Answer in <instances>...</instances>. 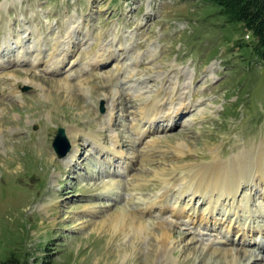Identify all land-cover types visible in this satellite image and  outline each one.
Returning a JSON list of instances; mask_svg holds the SVG:
<instances>
[{
  "label": "rangeland",
  "instance_id": "1",
  "mask_svg": "<svg viewBox=\"0 0 264 264\" xmlns=\"http://www.w3.org/2000/svg\"><path fill=\"white\" fill-rule=\"evenodd\" d=\"M252 42L207 0H0V261L14 249L30 264H166L156 237L133 243L126 223L116 229L125 210L149 231L171 227L178 264H217L187 249L222 235L188 216L207 200L178 190L214 160L252 156L259 169L264 57ZM146 102L151 115L186 109L149 130ZM59 127L66 156L53 145ZM243 186L218 206L221 223L247 227L250 208L264 223V184ZM240 232L227 247L245 259Z\"/></svg>",
  "mask_w": 264,
  "mask_h": 264
},
{
  "label": "bare ground",
  "instance_id": "2",
  "mask_svg": "<svg viewBox=\"0 0 264 264\" xmlns=\"http://www.w3.org/2000/svg\"><path fill=\"white\" fill-rule=\"evenodd\" d=\"M7 45L9 46V44H7ZM107 57H109V54L107 55ZM62 59L64 60L65 57H62L61 60ZM103 60H105V58ZM57 62H59V63H56L57 67L61 68V66H59V64L61 62L60 61H57ZM151 102H153V101H151ZM143 104H144V106H141V109H142L141 113L142 114L144 113V115L147 116V117H145V116L144 117L147 120V123H149V125H150L149 130H151L152 127H154L155 124L159 120L166 119L169 116H171V117L175 116L176 117V115H178L180 111H182V110L184 111L186 109V108L185 109L181 108L178 112V110H177L178 109L177 107H179L178 105L179 104L184 105V103H182V102H179L178 105L173 107V110L170 109L167 111H166V108L157 109L156 106H154L155 110H157V111L159 110L162 112H156V113L153 112V115H155V117H154V120L150 119V121H152V124L153 123H155V124H153L151 126L148 117L153 116V115H151V112L153 111V106H152L153 104H151V103L147 104V102L143 103ZM157 105H160V104H157ZM160 107H161V105H160ZM167 127H164L163 129H166ZM146 132H147V130H144L143 132L141 130H139V135L142 136ZM74 134L77 135L78 132H76ZM114 144H119V140L114 139ZM110 152L114 153V157L115 156L117 157L119 155V157L122 158L124 156L123 153H120L119 151L110 150ZM112 159H113V157H112ZM252 159H253L252 156L248 157V156L242 155L241 158H238V160L233 159L231 161V163L227 164V165L220 163V162H216L218 160H214L213 164L211 166L206 167L205 169H202V171L201 170L196 171L193 174V176L190 178V180L188 182L184 183V185H185V187H183L184 189H182V190L177 189L179 191L178 194H183V191L188 189V190H191L192 197L200 196L205 201L207 200L208 205L203 209V212L199 213V211L193 209L194 213L188 212V216H190L192 221H196V218H198L197 222L199 220V224H201L205 220V224H207L206 226H209L208 223H211V225H214L212 227V231L218 230L220 228L218 230V233H222V235L217 234L214 237H212L210 235L211 237L208 238L210 240L208 243H201V245L198 247L197 246L196 247H191V246L188 247L187 249L189 250V252H193L194 255H196V257H201V258H206V259L209 258L211 260L216 261L217 264H249V263H251V261L256 262L257 257H260L259 254L262 252V251L258 252L254 248L259 249V250H263V252H264V243H263L264 240L258 239V236L264 237V223H260L258 220H256L254 218L257 215L255 216V214H253V212H254L253 209H251V208H250L251 210L249 209L248 217H250V215H252V216L249 219L250 224L247 223L248 224L247 227L242 225L241 222L239 223L238 226H236L235 224H233V218L232 217H230L228 221L226 220L227 224L225 225L226 221H224V223H221V221H219V219L216 216V210H217L218 206L220 204H222L223 202L225 204V201L227 199H230V198L235 199L237 197V194L240 191V189L242 190V188L244 187L243 186L244 183H248L249 186L250 185L254 186V185H257L260 181L262 184H264V151L262 149H260L258 156H257V159L254 160L255 164L259 165V169L254 170V171L252 170L254 167L251 169ZM128 167L129 166L127 165V169H128ZM167 183H170L173 186L176 184L175 181H171L170 179L167 180ZM167 191H168V189H167ZM168 198H170V197H169L168 192H166V193H162L158 199L147 202V206L150 207L149 211L152 209V207L153 208L156 207V209H158V211L159 210L162 211L164 208L163 207L164 202L168 201ZM248 201H249V199H248ZM248 201L244 204V210H247L250 207L248 205V203H249ZM185 208L186 207L184 205V206H182V209L180 208V210L178 209V211H172V212L174 213L175 216H179L180 214H182L184 212L183 210H185ZM129 210H131V209H129ZM206 211L208 212V214H206L207 213ZM133 212H134V210H133ZM260 214H263V213L261 212ZM131 217H132L131 213L129 214L124 210L123 212H118V213L114 214L112 222L117 223L116 229H117V227H119L121 225L123 226V224L126 223V225H124V226H126L130 231H132L131 242H133V243L135 241L141 240L142 238L140 235L143 232L147 231L148 235L150 234L151 236L156 237V240L159 242L157 249H160V252L162 254L161 257H164L166 264H178L177 262L173 261L171 258V256L173 255V251L179 247L178 245H175V243H174L175 240H172V237L174 235V231L171 230V227L167 226L165 224L166 222L165 223L162 222V223H159L155 229L149 231V229L147 228L146 225L139 223L137 220H135L134 218H131ZM235 217L237 219L236 222H238L241 219V217H239V215H236ZM217 221H218V223H216ZM255 221H258L257 224L251 225V223L255 222ZM218 224H220V225H218ZM223 226H225L224 227L225 229L223 228ZM209 227H211V226H209ZM230 232H237V233L240 232L241 233V237H242L241 239L242 240L239 239V242L243 246H245L244 247L245 251H246L245 254L249 253L248 258L246 257L245 259H243V257L240 256L238 253L234 252L233 249L227 247L228 242L230 241V235H229ZM249 233L250 234L253 233L252 236L254 235V237L248 238V235H250ZM255 236H257V237H255ZM232 241H235V240H232ZM248 248H250V249H248ZM169 251H171L170 254H169ZM194 251H196V252H194ZM254 254H256L257 256ZM263 258L264 257H260L259 259H263ZM160 261H162V258L157 256V259L154 260V263L160 264L161 263Z\"/></svg>",
  "mask_w": 264,
  "mask_h": 264
},
{
  "label": "trees",
  "instance_id": "3",
  "mask_svg": "<svg viewBox=\"0 0 264 264\" xmlns=\"http://www.w3.org/2000/svg\"><path fill=\"white\" fill-rule=\"evenodd\" d=\"M221 5V11L230 22L242 23L251 37L252 50L264 57V0H207ZM0 264H30L22 251L10 250Z\"/></svg>",
  "mask_w": 264,
  "mask_h": 264
},
{
  "label": "water",
  "instance_id": "4",
  "mask_svg": "<svg viewBox=\"0 0 264 264\" xmlns=\"http://www.w3.org/2000/svg\"><path fill=\"white\" fill-rule=\"evenodd\" d=\"M53 145L60 156H66L71 150V144L67 139L64 127H59L58 133L53 141Z\"/></svg>",
  "mask_w": 264,
  "mask_h": 264
}]
</instances>
